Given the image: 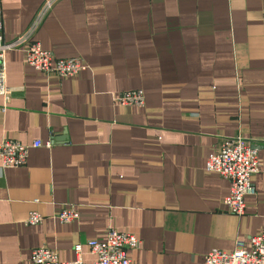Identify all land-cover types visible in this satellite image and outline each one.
<instances>
[{"label": "crops", "instance_id": "0c3cea01", "mask_svg": "<svg viewBox=\"0 0 264 264\" xmlns=\"http://www.w3.org/2000/svg\"><path fill=\"white\" fill-rule=\"evenodd\" d=\"M44 0H0L2 38L15 39ZM34 38L56 58L87 68L35 71L21 49L3 65L0 143L28 146L19 167H0V264H30L48 247L93 264L87 241L110 228L132 233L136 264H204L264 226V0H57ZM144 107L122 106L126 90ZM256 146L259 172L244 212L222 203L229 182L208 172L226 138ZM34 140L51 147H31ZM66 204L77 220L55 216ZM44 216L25 224L29 211Z\"/></svg>", "mask_w": 264, "mask_h": 264}, {"label": "built area", "instance_id": "2783aa9c", "mask_svg": "<svg viewBox=\"0 0 264 264\" xmlns=\"http://www.w3.org/2000/svg\"><path fill=\"white\" fill-rule=\"evenodd\" d=\"M57 0H44L29 26L21 35L10 41L2 38V21L0 17V95L6 103L14 91L5 84L3 59L7 50L21 49L25 55V63L35 71L46 75L55 74L59 77H72L87 68L82 57L55 58L47 49L41 46L34 35L43 22L44 17ZM1 14V9H0ZM115 101L122 105L144 107V92L139 89L126 90L115 97ZM52 141L34 140L31 147L52 146ZM28 146L19 141L7 140L0 143V167H19L27 161ZM205 169L217 173L229 182L230 192L223 198L231 213L241 215L244 212V198L254 195L255 186L252 177L259 172V160L256 146L250 139L241 136L226 138L218 150L212 152L205 163ZM79 212L72 204H66L55 218L61 223L77 220ZM44 220V216L35 210L28 212L25 224L37 225ZM89 252L95 256L93 264H136L128 258L127 251L138 248L140 241L132 233L110 228L104 239L87 241ZM82 244L74 246L75 257L72 260H59L57 251L48 247H38L31 251L30 264H85L82 259ZM204 264H264V226L249 237L246 244L237 241L232 251L211 249L204 254Z\"/></svg>", "mask_w": 264, "mask_h": 264}]
</instances>
